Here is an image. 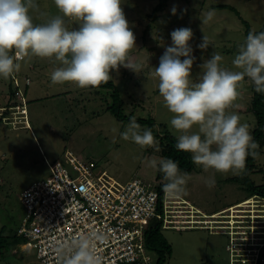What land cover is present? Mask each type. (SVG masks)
<instances>
[{
	"label": "rangeland",
	"instance_id": "374dc122",
	"mask_svg": "<svg viewBox=\"0 0 264 264\" xmlns=\"http://www.w3.org/2000/svg\"><path fill=\"white\" fill-rule=\"evenodd\" d=\"M159 1L122 0L121 7L135 35L136 47L130 51L129 60L142 65L138 74L123 67L110 72L109 81L121 97L124 120L106 111L113 104L109 87L80 88L72 82L53 84L50 73L59 65L54 58L29 54L20 61L17 72L20 83L22 76L32 77L26 99L22 90H18L13 92L14 99L9 100L8 83L11 84V78L14 87L19 82L14 76L0 78V231H3L0 264H42L33 250L20 247L22 239L16 236L25 216L20 194L34 182L45 179L50 166L56 161L64 162L66 155L92 164L94 178L111 193H118L135 178L157 188L166 182L150 162L161 158L157 152L159 136L175 135L167 123L172 113L164 107L157 90L158 81L152 73L165 47L171 45L172 30L192 29L189 43L196 61L191 73L196 78L201 71L199 64L213 52L222 56V67L239 71L232 60L237 45L246 37V23L251 31L264 26V0H167L165 8L152 21L149 14ZM36 3L38 7L30 13L34 23L60 14L54 0ZM216 4L230 5L239 15L229 8H213ZM173 7L175 14L171 11ZM209 9L216 14L203 24L199 18ZM65 20L71 27V19ZM203 35L209 38L210 46L202 51L196 45ZM33 64L34 69H30ZM250 84L247 80L240 82L239 94L228 111L237 113L251 133L255 117L249 105ZM7 102L14 106L6 108ZM130 116L153 121L155 145L141 148L121 138L119 133L128 123L125 118ZM197 130L194 125L192 131ZM192 165L184 192L176 198H169L165 192L162 196L161 233L170 245V252L164 253L160 264H256L257 253L264 247V146L249 175L256 193H251L243 182L229 179L245 172L246 161L239 175L205 169L193 162ZM212 177L216 184L209 188L206 181ZM138 247L143 259L155 264L156 254L144 246L142 237L138 239Z\"/></svg>",
	"mask_w": 264,
	"mask_h": 264
},
{
	"label": "clouds",
	"instance_id": "9594fccd",
	"mask_svg": "<svg viewBox=\"0 0 264 264\" xmlns=\"http://www.w3.org/2000/svg\"><path fill=\"white\" fill-rule=\"evenodd\" d=\"M54 4L60 14L34 23L30 13L38 7L36 0H0V78L13 77L20 70V61L29 54L59 62L50 73L53 84L72 82L80 88L98 87L120 67L141 72L142 65L129 60L130 51L136 47L135 35L121 7L122 0H54ZM171 11L175 14L176 8ZM215 14L209 9L199 19L207 24ZM65 18L71 19V27ZM170 37L171 45L165 47L152 74L158 81L164 107L172 113L167 123L175 135V147L190 153L192 162L205 169L239 175L247 156L255 155L251 150L259 145L247 124L228 109L245 77L257 92L264 93V31H250L237 45L232 64L239 71L222 67V56L213 52L199 64L201 71L196 78L191 73L196 61L189 43L192 29H174ZM209 46V38L203 35L196 48L203 51ZM194 125L197 131H192ZM119 134L141 148L157 143L152 129L142 127L134 116ZM150 163L164 174L163 191L169 198L184 192L188 174L182 173L177 161L161 157ZM215 184L214 177L206 181L209 188ZM92 237L102 239L96 233ZM61 253V264H99L87 236L64 245Z\"/></svg>",
	"mask_w": 264,
	"mask_h": 264
},
{
	"label": "built area",
	"instance_id": "2783aa9c",
	"mask_svg": "<svg viewBox=\"0 0 264 264\" xmlns=\"http://www.w3.org/2000/svg\"><path fill=\"white\" fill-rule=\"evenodd\" d=\"M92 168L66 155L64 162L50 166L45 179L21 192L25 216L16 231L22 239L20 247L33 250L42 264H61L64 245L87 236L99 264H149L138 239L142 237L146 247V230L159 217L157 186L135 178L111 193L94 178ZM93 233L102 239H95ZM256 264H264V248L257 253Z\"/></svg>",
	"mask_w": 264,
	"mask_h": 264
},
{
	"label": "trees",
	"instance_id": "16d2710c",
	"mask_svg": "<svg viewBox=\"0 0 264 264\" xmlns=\"http://www.w3.org/2000/svg\"><path fill=\"white\" fill-rule=\"evenodd\" d=\"M166 4H167V0H160L158 2V4L153 8L152 12L149 14V17H151L152 21L154 20V18H156L158 16V13L161 12L165 8ZM212 7L213 8H229V9L234 10L237 13V15H239V12L235 8H233L227 4H216V5H212ZM250 31L251 30L249 28V25L246 23V29H245L246 36ZM260 31H264V26L261 29H259L258 31H253V32H260ZM236 50H237V48H236ZM34 67H35V64L30 65L29 68L34 69ZM18 78H19L18 73H16L14 75V80H17L19 82V84H17L15 87H14V84H13L14 81H12V78H11V84L8 83V90H9L8 98H9V100H10V98L12 100L14 99L16 94H13V92L16 93L18 90H22L23 98H25V99L27 98L26 96L29 92V88H30L31 83H32V77H29L28 74L22 76L21 77L22 83H20ZM245 80H247L248 82L251 83L249 86V90L251 91L252 95L250 98V104L249 105H250V110L255 117V126L251 132L252 133L251 135H252L253 139L257 142L259 147L254 149V150H251L252 152H255V155L249 154L247 156L245 172H243V174H241L240 176H234V177L229 178V179L232 181L243 182L247 186V188L251 191V193H256V187H255L253 181L249 178V175L252 172V170L254 169L255 162H256L257 158L261 155V151H262V148L264 146V93L257 92L255 90L254 85L252 84V82L247 77L244 78V81ZM99 86L100 87H109L111 89L110 96L113 99V104L107 106L106 111H109L117 119L124 120L125 116H123V114H122V105L120 104L121 103V97H120V94H119L117 88L115 87L114 83L112 81H108L107 83H101ZM12 88H14V89H12ZM17 101H18V99H17ZM117 102H119V104H117ZM6 106H7L6 108H8V107H11L14 105H8V102H7ZM125 121L129 122V117L125 118ZM136 121H137V123L142 124V125L143 124H149L150 126H148V128H151V129H152V125L154 124L151 119L145 120V119L136 118ZM152 132L154 134L153 129H152ZM158 141H159V143H158L159 148H157L158 149L157 152L160 154L161 157L172 158L173 160L178 162V165H179L180 169L182 170V173L183 172H186L187 174L191 173V171L193 170L191 155H190V153L176 149V147H175V142H176L175 136L167 133V134H164L163 136H159ZM84 162H86V161H84ZM87 163H89V162H87ZM159 175L164 177V174L162 172H159ZM164 184H160L158 186L159 201H160L159 207H158L159 217L150 223V225H149V227L145 233L146 247L156 254V258H157L156 264H160L163 261V256H164L165 252L166 253L170 252V245L167 243V240L164 238V236L161 233V227H162V223H163L162 196L164 194V191H163V185ZM2 233H3V231H0V247H1V244L3 242V234ZM263 248L264 247H262L261 249H263ZM258 260H259V256H258Z\"/></svg>",
	"mask_w": 264,
	"mask_h": 264
}]
</instances>
